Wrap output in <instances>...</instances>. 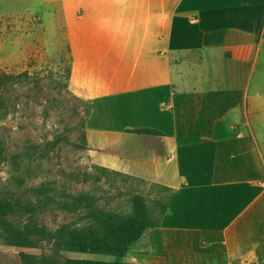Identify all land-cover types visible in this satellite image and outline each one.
<instances>
[{"label": "crops", "instance_id": "0c3cea01", "mask_svg": "<svg viewBox=\"0 0 264 264\" xmlns=\"http://www.w3.org/2000/svg\"><path fill=\"white\" fill-rule=\"evenodd\" d=\"M48 10L72 44L70 89L92 104L93 161L175 189L131 258L264 264V0H91ZM216 30L223 42L204 44ZM231 89L243 91L241 103L204 141L209 91ZM142 128L162 134L127 132Z\"/></svg>", "mask_w": 264, "mask_h": 264}, {"label": "rangeland", "instance_id": "374dc122", "mask_svg": "<svg viewBox=\"0 0 264 264\" xmlns=\"http://www.w3.org/2000/svg\"><path fill=\"white\" fill-rule=\"evenodd\" d=\"M90 3L0 0V76L21 75L0 86V200L15 203L12 211L0 215V264H24L20 248L6 235L31 239L37 254L66 264L70 233L88 222L97 225L94 219L104 212L131 211L132 187L150 192L151 214L159 215V207L150 201L157 187L129 178L122 188H114L94 179L98 172L92 165L98 163L89 153L88 139L83 140L92 104L70 89L66 77L72 68V44L63 23L48 10ZM59 134L53 147L45 145ZM241 166L243 157L237 156L232 167L237 171ZM109 177L122 183L116 175ZM81 191L97 195L96 205L70 210ZM132 248L125 257L108 259L135 261Z\"/></svg>", "mask_w": 264, "mask_h": 264}, {"label": "trees", "instance_id": "16d2710c", "mask_svg": "<svg viewBox=\"0 0 264 264\" xmlns=\"http://www.w3.org/2000/svg\"><path fill=\"white\" fill-rule=\"evenodd\" d=\"M225 37L224 30H216L207 32L204 35V44H213L223 42ZM23 76H28L26 72L22 73ZM71 71L68 70L66 80L70 79ZM21 75H7L0 76V86L6 87L7 83L14 80L15 77ZM4 97L0 93V102ZM243 99V91L241 89L231 90H211L208 93L207 105L205 111V118L203 122V140L210 139L214 122L222 117L228 110L239 105ZM127 132L135 134H162L155 129H128ZM61 134L56 136L54 140L48 141L45 145L53 147ZM86 132L83 134V140L86 141ZM47 146V147H48ZM87 148V145H83ZM92 167L98 172L94 177L96 181H103L104 184L114 187L122 188L127 179L151 185L158 188L156 194L150 201L156 203L159 207V215L156 217L151 214V208L148 206V197L150 192L146 188L132 187L128 190V194L132 197L131 211H108L102 213L99 217L92 222H88L70 233L66 247L69 257L66 258V264H148L137 261H112L108 256L125 257L130 247L138 241L147 228L158 227L162 216L168 210L169 200L174 193L175 189L155 183L140 177L127 175L123 172L111 170L105 166L93 164ZM90 174L86 173L88 177ZM110 175L118 176V181L122 183H115L111 181ZM148 189V188H147ZM98 196L88 191H81L72 202L70 210H78L81 208H92L98 201ZM14 201L0 200V215H4L14 209ZM8 239L13 238L11 244L19 247L21 250L22 260L24 264H55V261L46 256L37 254V246L31 239H21L16 235H6Z\"/></svg>", "mask_w": 264, "mask_h": 264}]
</instances>
